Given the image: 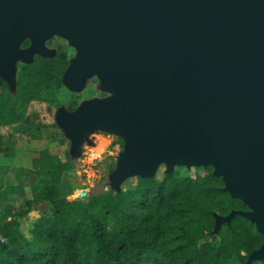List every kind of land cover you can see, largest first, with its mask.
<instances>
[{"label": "water", "instance_id": "water-1", "mask_svg": "<svg viewBox=\"0 0 264 264\" xmlns=\"http://www.w3.org/2000/svg\"><path fill=\"white\" fill-rule=\"evenodd\" d=\"M33 1V16L0 2L10 4L0 24L13 18L36 40L54 27L85 38L76 78L94 67L143 72L117 101L83 114L133 143L118 178L151 176L161 162L210 164L249 208L219 222L240 214L264 234V0Z\"/></svg>", "mask_w": 264, "mask_h": 264}, {"label": "trees", "instance_id": "trees-1", "mask_svg": "<svg viewBox=\"0 0 264 264\" xmlns=\"http://www.w3.org/2000/svg\"><path fill=\"white\" fill-rule=\"evenodd\" d=\"M67 64L65 57L36 56L24 65L20 104L9 105L0 93V126L23 121L30 101L62 86ZM122 146L121 139L111 144ZM65 167L50 164L46 170L56 182ZM183 168L136 176L134 186L119 191L99 187L86 199L57 198V190L49 189L26 200L23 209L0 219V264H244L264 244V234L240 214L215 226L216 216L248 206L224 189L210 164L193 172ZM44 200L50 213L23 229L32 204Z\"/></svg>", "mask_w": 264, "mask_h": 264}, {"label": "rangeland", "instance_id": "rangeland-1", "mask_svg": "<svg viewBox=\"0 0 264 264\" xmlns=\"http://www.w3.org/2000/svg\"><path fill=\"white\" fill-rule=\"evenodd\" d=\"M22 1L17 5L25 13ZM28 2L33 12L27 15L33 16L37 5L33 0ZM7 5L10 4L0 5V21ZM88 47L85 38L75 39L61 27L52 28L36 40L33 30L25 29L13 18L0 24V93L9 100V105L20 104L19 79L24 65L32 63L36 56L68 60L62 86H51L30 101L23 121L0 126V219L8 211L23 209L26 200L49 189L57 190V198L86 199L99 187L104 193L132 187L135 177L141 175L140 171H134L118 178L117 172L135 151L133 143L121 130L87 124L83 114L90 108L117 101L127 86L142 82L143 72L130 68L115 73L94 67L76 78L74 70ZM117 139L122 140L123 146L116 150L111 144ZM59 163L66 167L58 171L54 182L46 169ZM178 166H184L183 172L207 167L174 165L169 170ZM167 170L166 163L161 162L151 176ZM261 183L264 186V181ZM50 205L48 200L33 203L22 228L42 213L49 214ZM217 220L218 225L222 218ZM261 257L257 250L244 264H261Z\"/></svg>", "mask_w": 264, "mask_h": 264}, {"label": "bare ground", "instance_id": "bare-ground-1", "mask_svg": "<svg viewBox=\"0 0 264 264\" xmlns=\"http://www.w3.org/2000/svg\"><path fill=\"white\" fill-rule=\"evenodd\" d=\"M0 2H11V3H17L19 4V0H0ZM22 4H24L23 6H25L26 10L25 12L27 14H30L33 12V7L29 4L28 0H23Z\"/></svg>", "mask_w": 264, "mask_h": 264}]
</instances>
